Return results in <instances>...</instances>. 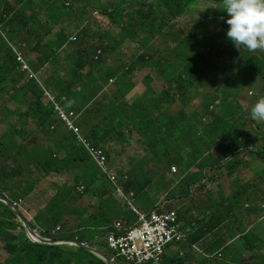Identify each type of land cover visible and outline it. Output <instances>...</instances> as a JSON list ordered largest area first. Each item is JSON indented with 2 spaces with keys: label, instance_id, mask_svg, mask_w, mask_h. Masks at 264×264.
<instances>
[{
  "label": "clouds",
  "instance_id": "9594fccd",
  "mask_svg": "<svg viewBox=\"0 0 264 264\" xmlns=\"http://www.w3.org/2000/svg\"><path fill=\"white\" fill-rule=\"evenodd\" d=\"M170 2L0 0V219L9 217L2 206L16 213V245L52 247L49 264H68L61 246L106 264V257L111 264H231L236 251L232 264L242 257L263 264L264 0ZM185 58V69H171ZM223 62L252 78L239 101L212 103L213 92L228 88L215 69ZM172 71L198 79L200 94L170 84ZM223 105L229 131L249 134L247 148L212 146L213 129L223 131ZM68 138L99 169L80 184L85 165L65 164ZM189 175L177 195L171 186ZM102 179L113 200L102 198ZM131 181L139 192L126 187ZM163 181L169 188H158ZM208 210L225 211L227 221L194 242L192 217ZM130 212L136 218L128 222L121 214ZM105 213L111 221L101 226ZM214 237L221 250L201 247ZM0 247L9 254L0 264H32L7 242Z\"/></svg>",
  "mask_w": 264,
  "mask_h": 264
},
{
  "label": "trees",
  "instance_id": "16d2710c",
  "mask_svg": "<svg viewBox=\"0 0 264 264\" xmlns=\"http://www.w3.org/2000/svg\"><path fill=\"white\" fill-rule=\"evenodd\" d=\"M162 3L166 2L167 6H172L174 5L173 2L168 3V0H161ZM130 33L129 35L131 37H133V35L135 34V31L133 28H129ZM124 36H126L125 33H123ZM103 34L99 33L98 37H102ZM248 57V55L246 56V58ZM203 62L199 63L201 66L203 64H205L207 62V59L203 56ZM241 63V61H239ZM244 64V62L242 63V65ZM188 65V60L187 58H185L182 62H177L175 64L170 65L172 70H176V69H185ZM219 70V75L222 77L223 80H229L230 78H234V81L232 83H230L229 88H226L223 91H216L213 92L214 96V100L213 98H210V101L212 100V103H214V101L218 98H225L228 101L231 102H237L239 101L241 95L243 94L244 91V87L246 86V84L248 82H250V78H252L251 74L246 71V73L248 74V78L246 79H240V75L239 73H237V71H239L241 68L240 67H236V66H232L230 63H226L223 62L220 65L218 64L217 67L215 69ZM168 76L170 77H174L171 78L170 80H168V82L170 84H172V82L174 80H176L177 85H178V89H180L181 91H183L186 94H189L191 96H195L196 93L200 94V89L199 87L195 86L196 82L198 81V79H194L192 77L189 76H179L178 77V73L175 71H172L170 73H168ZM169 77V78H170ZM196 89V91H195ZM166 93L169 94V91H166ZM226 102V101H225ZM221 109L223 110V112L225 113V115H223L220 119L223 120L222 125H223V131H219L218 128H214L212 131V134L215 135L216 134V138L213 139V141L211 142L212 146L214 147L215 145L221 146L222 143L221 141H228V143H230L233 147L237 148L236 150L242 149V148H247L249 146V144L252 141H249V134L247 133H235L236 134V139L231 138V133L229 131V126H228V120H229V109L223 105L221 107ZM95 146L97 147H101L102 143L101 142H95L94 143ZM163 151H166L167 147H168V142L165 141L164 145H163ZM62 149H64L66 151V159H65V164L66 165H70V164H75L76 162L82 163L85 165V169H84V173H83V177L82 178H78L77 179V183H83L84 180L86 178H88L92 172H96L98 168H96V166L94 165V169L91 168V165L93 164V160L90 158L91 156L89 155V153L87 152V150L85 149V147H81L74 139L72 138H68L67 142L65 143L64 146H62ZM208 150L210 149V146L207 148ZM236 154L235 150H232L230 152V155L234 156ZM53 158V157H51ZM242 159H238V163L237 165H240L242 163ZM95 164V163H94ZM236 164V162H235ZM99 170V169H98ZM200 173H198L196 175V177L199 176ZM103 181V194H102V198L104 196L110 197L107 200H113L112 196H111V190L107 188L106 186V181L104 179H102ZM195 181V180H194ZM126 187L128 189H133L137 192H139L141 190V185L131 181L129 184L126 185ZM242 194H246V191L241 192ZM252 195V194H250ZM103 200V199H102ZM101 200V201H102ZM249 201V200H246ZM113 202V201H112ZM9 211H12L9 209ZM115 212L119 215L120 213H123V209L121 207H115ZM127 215V216H126ZM125 214H121V216H124L128 222L134 220L136 218V215L134 213H126ZM206 215H209V218H206ZM205 216H198L197 218H193V223H194V227L196 229V232L193 233V238H194V242L196 241V239L198 240H205L207 237H209L212 232L214 231V229H216L217 227L221 226L225 221H227V215L226 212L223 210H217V211H211L208 210L206 212ZM12 216H15V219L17 220L18 217L16 215V213H12ZM0 217H1V212H0ZM4 217H6V215H4ZM111 221L110 215L108 213H105L104 216L102 217V219L100 220V225L101 226H105V224H109ZM15 224L13 219L9 216L8 218H2L0 219V240L3 242H7L9 245V248L11 250V252L13 254H19L20 257L21 256H27L29 257V262L27 263H32V264H49L52 263V261L54 260V251L52 247H39L30 243H26L23 246H17L16 245V241L18 239V237L15 235L16 230H15ZM228 229H231L228 225ZM24 239H26V236H23ZM245 239H248V236L244 237ZM192 241V242H193ZM222 243L223 241L221 240V238H217L214 237V239H212L211 243H203L201 245L202 248H204L206 251L208 252H214V251H219L222 248ZM255 247H257V249H259L261 246L255 244ZM57 249V248H56ZM31 250L35 251V257L33 258L30 255ZM58 250H60L63 259L66 263L68 264H86L89 261L91 262H97V264H106L104 261L100 260L99 258L95 257V255L91 252H88L86 250L80 249V250H74L71 249L69 247L66 246H61L58 247ZM22 252L24 253H28L26 255L21 254ZM223 253V259L227 260L228 258V253L225 250H222ZM64 254V255H63ZM258 254L261 258V262L264 264V253L258 251ZM95 257V258H94ZM241 262L243 264H246L248 262V260L244 259L243 257L240 258ZM239 261V252L236 251V253L234 254V256L232 257V259L230 260V263H234ZM17 262V261H16ZM18 263H21L20 261H18ZM172 263V261H171ZM199 264H205V262L199 261ZM25 264V263H24Z\"/></svg>",
  "mask_w": 264,
  "mask_h": 264
},
{
  "label": "rangeland",
  "instance_id": "374dc122",
  "mask_svg": "<svg viewBox=\"0 0 264 264\" xmlns=\"http://www.w3.org/2000/svg\"><path fill=\"white\" fill-rule=\"evenodd\" d=\"M208 77H211L212 78V76L211 75H209ZM249 76H248V74L246 73V71H243V73L240 75V79H247ZM211 78H208V79H211ZM234 81V78H230L229 80H228V88L231 86V85H229L230 83H232ZM232 87V86H231ZM212 88H215V86L214 85H212ZM257 100V97H254V101H256ZM156 111V110H155ZM230 133H232V134H230L231 135V138H233V139H236V134L235 133H233V129L230 131ZM221 143L223 144V145H225V144H227L228 143V141H224V140H222L221 141ZM55 180H58L57 178L55 179ZM188 181H190V175L185 179V180H183L182 182H179V183H177V184H173L172 186H171V189L172 190H174V191H176V192H178L177 193V195H179L180 194V192L179 191H181L183 188H185V186H187V182ZM158 188H169V186L163 181V182H161L160 183V185L158 186ZM171 190V191H172ZM34 210L35 211H38V209H35L34 208ZM1 211L2 212H4V214L6 215V216H11V217H13L12 216V213H11V211H8L4 206H2L1 207ZM34 224L36 225V224H38L37 222H34ZM8 256H9V254H8V252L5 250V249H3V248H1L0 247V260L2 259V257L4 258V259H6V258H8Z\"/></svg>",
  "mask_w": 264,
  "mask_h": 264
},
{
  "label": "crops",
  "instance_id": "0c3cea01",
  "mask_svg": "<svg viewBox=\"0 0 264 264\" xmlns=\"http://www.w3.org/2000/svg\"><path fill=\"white\" fill-rule=\"evenodd\" d=\"M119 162V161H118ZM133 176V175H132ZM148 188H149V186H146L145 187V191H144V198H145V200L146 201H148L149 202V204L148 205H150L151 207L154 205V203H153V198L148 194ZM38 197L41 199V200H44V201H46V200H49L48 198V196L46 195V194H39L38 195ZM138 198H140V197H138ZM138 198H136L135 199V201L138 199ZM112 202V201H111ZM108 203H110V201L108 202L106 199H105V203H104V205L107 207V205H108ZM115 205H116V203H114ZM139 206L141 207V211L143 210V208L146 206V205H143V199H140V202H139ZM35 212V211H34ZM36 213V212H35Z\"/></svg>",
  "mask_w": 264,
  "mask_h": 264
},
{
  "label": "water",
  "instance_id": "95a60500",
  "mask_svg": "<svg viewBox=\"0 0 264 264\" xmlns=\"http://www.w3.org/2000/svg\"><path fill=\"white\" fill-rule=\"evenodd\" d=\"M106 259L108 260L109 264H111V261L106 257Z\"/></svg>",
  "mask_w": 264,
  "mask_h": 264
}]
</instances>
